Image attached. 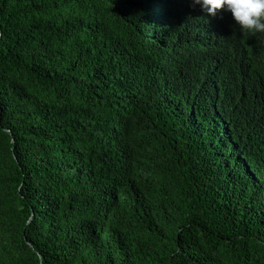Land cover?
Listing matches in <instances>:
<instances>
[{"label": "trees", "instance_id": "trees-1", "mask_svg": "<svg viewBox=\"0 0 264 264\" xmlns=\"http://www.w3.org/2000/svg\"><path fill=\"white\" fill-rule=\"evenodd\" d=\"M0 264H264V33L0 0Z\"/></svg>", "mask_w": 264, "mask_h": 264}, {"label": "clouds", "instance_id": "clouds-1", "mask_svg": "<svg viewBox=\"0 0 264 264\" xmlns=\"http://www.w3.org/2000/svg\"><path fill=\"white\" fill-rule=\"evenodd\" d=\"M189 3L212 17L221 11L228 12L241 30L264 33V0H189Z\"/></svg>", "mask_w": 264, "mask_h": 264}]
</instances>
